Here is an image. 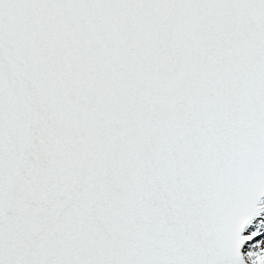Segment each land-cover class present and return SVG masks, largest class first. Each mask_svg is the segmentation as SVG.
<instances>
[{
    "label": "snow or ice",
    "instance_id": "1",
    "mask_svg": "<svg viewBox=\"0 0 264 264\" xmlns=\"http://www.w3.org/2000/svg\"><path fill=\"white\" fill-rule=\"evenodd\" d=\"M0 264H264V0H0Z\"/></svg>",
    "mask_w": 264,
    "mask_h": 264
}]
</instances>
